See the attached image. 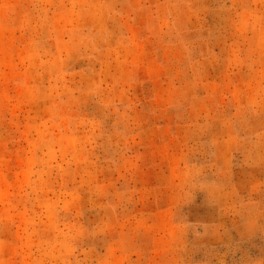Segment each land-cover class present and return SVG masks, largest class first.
I'll use <instances>...</instances> for the list:
<instances>
[{
    "label": "rangeland",
    "instance_id": "rangeland-1",
    "mask_svg": "<svg viewBox=\"0 0 264 264\" xmlns=\"http://www.w3.org/2000/svg\"><path fill=\"white\" fill-rule=\"evenodd\" d=\"M0 264H264V0H0Z\"/></svg>",
    "mask_w": 264,
    "mask_h": 264
}]
</instances>
